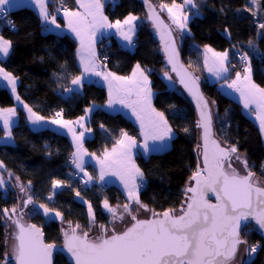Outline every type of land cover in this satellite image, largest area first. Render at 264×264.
I'll return each instance as SVG.
<instances>
[{
    "label": "trees",
    "instance_id": "trees-1",
    "mask_svg": "<svg viewBox=\"0 0 264 264\" xmlns=\"http://www.w3.org/2000/svg\"><path fill=\"white\" fill-rule=\"evenodd\" d=\"M152 1L160 10L161 4L183 3V0ZM195 4L199 14L190 21L189 33L178 41L183 62L201 79L203 91L212 105L216 137L227 147L236 146L255 177L264 183V143L260 129L239 102L219 89V83L208 80L203 55L206 47L227 52L229 75L233 77L244 69L241 56L247 54L254 81L264 88V29L259 27L264 23V0H257L256 4L252 0H195ZM64 7L75 9L76 0H50L52 13ZM11 14L15 20L14 29L0 33L11 41L12 51L1 65L18 79L19 95L24 102L46 119L56 118V112H62V119L66 121H75L89 108L97 106L91 117L94 137L85 144L88 152L96 156L115 146L122 133L140 140L138 129L129 119L102 108L108 99L104 88L88 84L81 93L66 95L65 89L71 88V80L81 74L74 39L68 35L46 33L39 16L31 9L21 8ZM107 14L111 21H121L133 15L139 17L140 22L134 51L123 50L115 40L110 44L108 41L100 43V55L105 49L109 54V60L103 64L121 76L130 74L137 64L144 68L156 91L154 106L164 114L175 132L168 151L148 158L136 157L145 184L140 201L151 212L163 213L168 209L178 212L186 201L191 177L198 164L201 166L197 113L178 87V90L170 88L166 75L172 76L165 67L142 5L136 0H117L116 4L107 7ZM14 106L8 90L0 88V108ZM18 113L19 123L12 131L14 144L0 145V162L7 181L0 186V264L10 256L8 219L4 209L11 211L16 207L18 211L22 210L27 195L33 197V202L24 213V221L41 227L47 243L58 245L64 242L63 230L68 232L77 224L80 230H89L87 203L95 212L97 224L105 226L109 216L103 210V202L107 200L111 206L127 203L121 190L115 186L90 187L85 192L70 174L74 170L68 164L73 152L69 139L50 130H32L24 112L18 110ZM4 136L5 131L0 127V139ZM54 180L61 181V186L53 188ZM16 182L25 191L17 188ZM49 196L52 198L48 199ZM41 204L49 208V212H60L61 219L46 216ZM242 239L249 247H258L255 257L246 264H264V239L254 225L242 231ZM55 264L71 262L65 255H56Z\"/></svg>",
    "mask_w": 264,
    "mask_h": 264
},
{
    "label": "snow or ice",
    "instance_id": "snow-or-ice-1",
    "mask_svg": "<svg viewBox=\"0 0 264 264\" xmlns=\"http://www.w3.org/2000/svg\"><path fill=\"white\" fill-rule=\"evenodd\" d=\"M76 2L84 9L83 13L70 11L66 7L62 10L68 18L69 29L80 41L81 49L86 47L87 41L89 56L85 58L81 55L83 73L102 75L107 81L109 106L113 103H120L132 108L133 115L140 121L141 135L145 139L143 145L145 151H149L147 144L149 139L161 143L166 139L170 140L172 129L164 114L156 112L151 107L150 89L147 87L148 79L139 64L136 65L132 77L98 71L92 37L99 28L103 27H116L119 31L121 22L116 21L115 25L108 23V18L103 14L101 0H76ZM36 3L39 5L40 16L43 20L55 24L56 18L55 16L50 17L45 0H36ZM252 3L256 4L257 0H252ZM184 5L196 7L195 0H184V4L173 2L171 6L160 5L161 8L168 9L173 23L177 24L180 29L187 27L188 17L182 12ZM14 6L12 0H0V15H6L7 9ZM173 9L177 11L174 12ZM136 19L135 16H129L123 21V24L129 25V28L127 32L121 31L120 34L129 43H131L130 33L134 31L133 21ZM156 19L158 20V17ZM160 23L163 22L160 21ZM57 27H59L58 24ZM259 27L264 29V23H260ZM11 47V41L0 36V54L7 57ZM165 51L168 54V62L173 64V70H175L178 53L174 46L171 51L166 47ZM208 51L212 50L208 49ZM213 55L217 58V62L208 70L220 77L229 70L225 66L228 54L227 52H214ZM241 60L247 61V54L241 56ZM207 63V58H205V64ZM244 71L248 75L241 78V74L237 72L235 80H232L228 87L240 93L245 109L255 105L256 118L260 121L261 131L264 132V88L252 82L250 67H246ZM83 73L71 80L72 85H81ZM0 75L8 81L12 91L15 92L16 78L2 67H0ZM181 83L197 99V107L201 109L197 127L203 129V166L198 164L197 171L191 177V180L195 181V186H189L186 189V192L191 195L181 206L179 213L174 212L173 209L165 210L162 214L153 211L151 219H139L136 214L139 209L148 210L147 205L141 203L138 195L140 184L137 180L138 178L143 180V173L132 159L131 149L136 146V140L127 133H122V138L116 141V146L110 153L106 152L104 159L99 163L101 179L107 169L112 175L119 176L124 184L130 203H125L123 209L124 213L131 218V223L125 225L123 229L119 228L115 221L123 222L125 217L117 213L116 209L105 200L104 207L113 215L110 231L105 225H100L99 233L90 239L87 231L77 232L80 228L77 224L72 228L71 233L64 232V247L75 258L76 264H230L236 256L238 246L246 243L240 238L241 220L247 221L251 218L260 229H264V184L254 179L255 173L249 168L247 160L236 155L238 153L236 146L223 147L211 138L212 117L208 111L207 102L203 101V97L198 94V88H195V81L192 80L190 87L182 77ZM65 91L72 92L73 89L66 88ZM133 95L136 96L135 100L130 99ZM17 100H19L18 96ZM24 107L29 113L28 119L33 124L44 120V117L39 116L32 108L27 105ZM6 111L11 114L15 112L14 109ZM55 117L51 123L69 128V131L73 132L76 141L73 163L76 168L83 171L84 161L79 155L83 149L81 142L83 133L76 136L74 130L69 127L72 121L63 120L62 112H56ZM80 120H84V117ZM80 127L84 125L80 124ZM4 129L10 137V122L7 118H4ZM233 158L243 164L244 174L233 167ZM0 167H3L2 162H0ZM85 175H87L86 172ZM3 183L4 181L0 179V186ZM52 183L53 188L62 184L59 180H54ZM21 191H25L23 186H21ZM209 192L215 193L217 203H210L206 198ZM51 198V196L48 197V199ZM32 201L33 197L27 195L23 206L26 207ZM133 204L138 207L133 208ZM40 207L44 208L45 214L51 211L43 204ZM11 213L12 215L9 216V210L4 209V215L8 216L16 229L12 234L14 242L11 245L10 254L14 257L16 264H51V250L54 245L44 243L43 234L35 225L22 223L23 214L18 213L16 207L11 209ZM55 215L60 217L61 213L56 212ZM89 215L92 218L91 223L95 224L91 205H89ZM246 250L255 253L257 246Z\"/></svg>",
    "mask_w": 264,
    "mask_h": 264
},
{
    "label": "crops",
    "instance_id": "crops-1",
    "mask_svg": "<svg viewBox=\"0 0 264 264\" xmlns=\"http://www.w3.org/2000/svg\"><path fill=\"white\" fill-rule=\"evenodd\" d=\"M116 2H117V0H101V3L103 4V14H104V16H106L108 18V23L113 24V25H115L116 21H111L109 19L108 14H107V7L109 5L116 4ZM45 3L47 5V9H48V12L50 14V17L55 16V18H56L55 24H52L50 22H45L43 20V18L40 16V8H39V5L36 3V0H12V4L15 6L10 7L8 10L10 12H14V11L19 10L21 8L31 9L39 16L40 20L42 21V23L44 25V29H45L46 33H50V34H54V35H58V36L68 35L72 39H74L77 43V60H78V65L81 69V74H82L83 73V66L81 64V55H83L85 58H87L89 56V50L87 48V41H86V47L81 49V44H80L79 39H77L75 33H73L68 27V18L64 15L63 10H55L54 13H52L50 11V8H49L50 0H45ZM175 3L176 4H184V0H183V3H177V2H175ZM171 5H169V6H171ZM71 11H77V12L83 13L84 9L80 6V4H78L76 2L75 9H73ZM161 11L165 15V17L168 19V21L172 24L174 29L176 30V36H177L178 41H181L182 38L184 37V35L189 33L190 21L192 20L193 16L199 14L198 10L195 7L193 8L190 5H184L182 12L184 15H187V17H188L187 27L184 29H180V28H178L177 24L173 23V19L170 17L167 8H161ZM173 11L176 12L177 10L173 9ZM135 17L137 19L135 21H133L134 31L132 33H130L131 43H129L128 40H125L123 38V36L120 34L121 31H123V32L128 31L129 25L123 24V21L125 19L120 21L121 27H120L119 31L117 30L116 27H111V28L103 27V28H99L96 31L95 36L92 37V47L94 48V51H95V62L98 65V71H100L101 73L111 72V73L115 74L116 76H121V75H118V74L110 71L109 68L101 62L100 50H99L100 49V43H102V41H108V44H110L112 42V40H115L123 50L129 51V52L134 51L135 46H136L135 45V39H136V35L138 32V25L140 22V18L137 16H135ZM60 20L62 21V23L60 22ZM57 24L59 25V27H57ZM0 36H2L1 33H0ZM208 49H211L212 51H208ZM11 51H12V47H11L10 52H9L7 57H4L3 54H0V67H2L6 72H9V71H7L1 65V63L4 62L6 59H8V57L11 54ZM214 52L215 53H222V52H217L210 47H206L203 49L204 66H205L206 75H207L208 80L211 83H219V89L221 91H223L225 94H227L228 91L233 90V88L228 87V84L231 83V81L234 79H233V77H230L229 70L227 73L222 74L220 77H217V75H215L213 72H210L208 70L209 67H212L217 62V58L213 55ZM205 58H207V61H208L207 65L205 64ZM229 61H230V57L228 54L227 61L225 63V66L228 67V69H229ZM140 69L143 70L144 74L147 76V79H148L147 87H148V89H150L151 107L154 108L156 110V112H160L154 106V102L156 99V91H154V89L152 87L150 75L141 66H140ZM134 70H136V66L134 67V69L132 70V72L130 74H128L126 76H122V77H132ZM12 76L15 77L13 74H12ZM225 77H226V79H225ZM171 79H172V77H170V80ZM114 83H116V82H114ZM88 84H95L97 86L104 88L107 91L108 99H107V102L105 103V105L102 107L105 111H107L110 114H114V115L119 114V115L126 117L138 129L139 134H140V140H137L134 138L136 140V146L131 149L132 159L134 160L136 166H137V163H136V157L137 156H143L145 158H148L149 156L154 155V154L164 153L172 147V143H173V140L175 138V132L172 129V127L170 126V124H169V122L165 116L164 117L167 120L169 127L172 129V133H171L172 138L170 140L166 139L163 143H161L160 141H153V140L149 139L147 141V144L149 146V151H145V149L143 147V145L145 143V139H144L143 135H141L140 121H138L136 116L133 115L132 108L126 107L125 105L120 104V103H113L111 106L108 105V100H109L108 83L103 78L102 75L98 76V75H95L93 73H83L81 85L76 86V85L71 84V88L73 89L72 92L81 93L84 86L88 85ZM18 87H19V81L17 78H16V91L13 92L11 85L8 84V81L5 80L2 75H0V88L7 89L8 92L11 94L12 98L14 99V102H15V106L13 108H8V109H14L15 110L14 114L7 112L6 111L7 109H1L0 108V110H4V111H0V127L5 131V136L0 139V145H12V144H14V137H13L12 131L19 123L18 110H21L26 115L27 123L31 127L32 130H34L36 132L43 131V130H50V131H53L57 134H60V135L67 137L71 143V146L73 149V152H72V155H73V153L76 152V141L74 140L73 132L69 131V128L61 127L60 125L51 123L52 119L44 118V120H42L36 124H33L28 119L29 113H28L27 109L24 107V105H27L28 107H30V106L22 100L21 96L19 95ZM72 92H66V95H69ZM17 96L19 97V100H17ZM228 96H230V95H228ZM230 97L242 105L240 100H238L237 98H234L232 96H230ZM130 99L135 100L136 96L133 95ZM96 108H97V106H92L91 108H89L86 111L84 116H82V117H84V120H80V118H81L80 117L79 119L72 121V124L69 126L70 128H72L74 130V133L76 136H79L80 133H83V137L81 138L83 149L79 155L82 157V160L84 161V164H83L84 170L81 171L80 169L76 168L74 163L72 165L73 170L77 173H84L85 174V172H86L87 173L86 177L89 181L91 188L103 189V188H106L108 186L117 187L123 193L124 197L127 200V203H130V201L128 200V196H127V190L125 189L124 184L121 182V179L119 178V176L112 175L110 171L105 169V175H104L103 179H101V165H100L99 161L103 160L105 153L106 152L110 153L114 146L111 149L106 150L104 153H102L99 156L90 154L85 147L86 142L88 140H91L94 137V132L91 128V117H92L93 112L96 110ZM4 118H7L10 122V130H11V136L10 137L6 134V130L4 129ZM53 119H55V118H53ZM78 121H79V123H77ZM80 124H83L84 127H80ZM260 132H261L263 143H264V132L261 131V128H260ZM90 168L92 169V171L89 170ZM0 175H1L2 179H4V183L6 184L7 181H5V176L3 174V168L2 167H0ZM89 177H91L90 180H89ZM140 182H141V180H139V178H138L137 183L139 184ZM16 186H17V188H19L21 190L22 185L19 182H16ZM140 192H141V190L138 189L139 199H140ZM24 201L22 202V204H24ZM86 205H87V209H89V205H91V204L87 203ZM102 207H103L104 212H106L107 215L109 216L108 225L106 227L110 231L111 227H112V223H113V215L111 212H109L104 207V202L102 204ZM111 207L116 209L117 213L124 215L125 219L123 222H121L119 220L115 221L117 226L119 228L123 229L127 223L131 222V218L126 213H124L123 205H116V206H111ZM136 207H138V206L133 204V208H136ZM43 212H44V209H43ZM51 214L49 217L53 216ZM136 214H137L138 218H140V219H147L152 215V212L149 209L147 211L145 209H139L138 213H136ZM88 216H89L90 222H89V230L87 232L89 235H95L96 236L100 231V228H99L100 225H98L96 222L95 212H94L95 224L91 223L92 218L90 217L89 214H88ZM60 219H61V217L59 218V220Z\"/></svg>",
    "mask_w": 264,
    "mask_h": 264
},
{
    "label": "water",
    "instance_id": "water-1",
    "mask_svg": "<svg viewBox=\"0 0 264 264\" xmlns=\"http://www.w3.org/2000/svg\"><path fill=\"white\" fill-rule=\"evenodd\" d=\"M136 1L142 5V7H143V9L147 15V21H148V23L151 24V26L153 28V38L155 39V41L158 43V45L160 47V51H161L163 58H164L165 67L169 70V73L174 78L177 87L184 93V95L187 97V99L193 105V107L197 113L198 121L200 120L201 109L197 107V99H195L193 97V95L185 87V85L183 83H181L182 77L185 80V82H187L189 84L190 87L192 86V83H191L192 80L195 81V88H198V94H199V96L203 97V101L207 102L208 111L212 117V124H211L212 137L211 138L215 139L218 143L221 144V146L227 147V146L223 145L215 135V126H214V117H213L212 105L209 102L208 98L206 97V95L203 91L200 77L195 75L190 70V68L183 62L182 54L180 51V46H179L177 36H176V30L174 29L172 24L166 19V17L162 13V11L157 8V6L153 3L152 0H136ZM157 17H158V20L156 19ZM160 21H162L163 23L161 24ZM169 33H170V35H169ZM162 36H163V39H162ZM173 46L175 48L176 53H178V61L175 65V70H173V64L168 62V54L165 51L166 47H168L169 51H171ZM198 129L200 130V152H199V154H200V161H201V167H202L203 166L202 152H203V143H204L203 142V129L199 128V127H198ZM209 147L211 148V145H209ZM233 167L237 168V170L240 171L241 174H244V170L240 169L238 162L235 159H233ZM9 176H11V175H9ZM254 179L258 180L256 177H254ZM258 181H260L261 184H264L260 179ZM190 186H195V181H192ZM190 195H191V193H187L186 201ZM206 198L209 200L210 203H213V204L217 203L215 193H212V192L207 193ZM186 201L184 202V204L186 203ZM31 204L32 203L28 204L22 210H19L17 212L23 214L22 223H24L26 225H35L36 228H38L42 232V234H43L42 239H43L44 243L49 244L46 241L44 231L41 227H39L38 225H36L34 223H28V222L24 221V213L26 212L27 208ZM180 209L176 213H179ZM159 214H162V213H159ZM11 215H12V213H11V211H9V216H11ZM6 217L11 222V220L8 218V216H6ZM13 218H18V217H13ZM151 218H152V215L147 219H151ZM130 223L131 222H129L127 224H130ZM249 225H254L256 227L257 231L260 233V235L264 238V229H260L258 227V225L255 224V221L253 219L249 218L247 221L241 220V228H240V238L241 239H242V231ZM74 227L75 226L71 227L68 230V232L71 233L72 228H74ZM13 230L14 231L16 230L15 225H13ZM64 232H65V230H63V239H64ZM77 232L81 233L82 231L79 228V229H77ZM92 236L95 237V235H92ZM92 236L89 235V238L90 239L93 238ZM64 243H65V239H64V242L62 245L52 244V245H54V247L51 250V264H55L56 255H65L69 258V261L71 262V264H76L75 258L64 247ZM244 244L245 243H242L238 246L236 256L233 258V260L230 262V264H244L245 260L247 259V254H248V251L246 250V249H248V245H244ZM6 262H7V264H16L15 259L12 256L7 257V259L3 262V264H6Z\"/></svg>",
    "mask_w": 264,
    "mask_h": 264
},
{
    "label": "rangeland",
    "instance_id": "rangeland-1",
    "mask_svg": "<svg viewBox=\"0 0 264 264\" xmlns=\"http://www.w3.org/2000/svg\"><path fill=\"white\" fill-rule=\"evenodd\" d=\"M71 11V10H70ZM100 60L101 62L103 63L102 61V56L100 55ZM241 65L243 66V68L245 69L246 67H250V70H251V80L253 83H255L254 81V78H253V72H252V68H251V65H250V62L247 60V61H244V63L241 62ZM244 69L242 71H238L240 74H241V78H243L245 75H248L247 72L244 71ZM167 79H168V84L170 86V88L172 89H176L178 90L177 88V85L175 84L174 80H170V76L169 75H166ZM236 78V74L233 76V79L235 80ZM256 84V83H255ZM257 85V84H256ZM258 86V85H257ZM228 95L234 97V98H237L238 100H240V102L242 103V106H243V109H244V112L247 114L248 117H250L251 119H253L256 124L258 125L259 129H260V121L257 120L256 118V110H255V105H252L250 106L248 109H245L244 108V104L242 102V100L240 99V93L237 92V91H234V89L232 91H228L227 92ZM236 155H240L241 157L245 158L243 155H241L240 153H237ZM234 159V158H233ZM238 162V165L240 167V169L244 170V166L243 164L240 162V161H237ZM73 173H77V172H73ZM84 174V173H83ZM85 175V174H84ZM87 178V177H86ZM0 179H2L1 175H0ZM4 181V179H2ZM88 180V179H87ZM89 183V181H88ZM143 182L141 181L139 184H142ZM192 181L189 183L188 187L191 185ZM5 183H3L4 185ZM90 185V184H89ZM140 189V187H139ZM141 190V189H140ZM92 208V207H91ZM18 211V209H17ZM29 211H31V207L29 208ZM92 212L94 214V211H93V208H92ZM45 214V211L43 212ZM52 212H48L47 214H45L46 216H50ZM88 214H89V209H88ZM141 214V213H140ZM51 215H53L52 217L50 218H55V219H59L60 217H57L55 215V213H52ZM27 217V215H26ZM6 225H7V231H8V239H7V246H8V254L10 255L11 254V245L12 243L14 242L13 239H12V234L14 233V230H13V224L7 220L6 221ZM85 229H82L81 231H83ZM85 231H88V230H85ZM244 245H247L246 243ZM251 247L248 246V249H250ZM258 248V247H257ZM257 252V251H256ZM256 252L255 253H251L250 251H248V254H247V259L245 260L244 264H246L247 262H250L256 255ZM11 256V255H10Z\"/></svg>",
    "mask_w": 264,
    "mask_h": 264
},
{
    "label": "built area",
    "instance_id": "built-area-1",
    "mask_svg": "<svg viewBox=\"0 0 264 264\" xmlns=\"http://www.w3.org/2000/svg\"><path fill=\"white\" fill-rule=\"evenodd\" d=\"M69 9V8H68ZM70 10V9H69ZM9 21L11 23H9ZM14 24H15V20L11 14V12L7 9L6 15H0V32H2L3 30L7 29V30H13L14 29ZM108 51L105 49L104 52L102 53V61L103 62H107L109 60L108 57ZM73 155H71L68 159V164L69 165H73ZM70 174H72L80 183V185L82 186V189L86 192L90 189V185L89 183H85V181H88L86 176L82 173H73L70 172ZM145 188V184L142 183L140 184V189Z\"/></svg>",
    "mask_w": 264,
    "mask_h": 264
},
{
    "label": "flooded vegetation",
    "instance_id": "flooded-vegetation-1",
    "mask_svg": "<svg viewBox=\"0 0 264 264\" xmlns=\"http://www.w3.org/2000/svg\"><path fill=\"white\" fill-rule=\"evenodd\" d=\"M256 232L260 235V233L257 231V229H256ZM262 237V236H261ZM94 238V237H93ZM263 238V237H262ZM264 239V238H263Z\"/></svg>",
    "mask_w": 264,
    "mask_h": 264
}]
</instances>
